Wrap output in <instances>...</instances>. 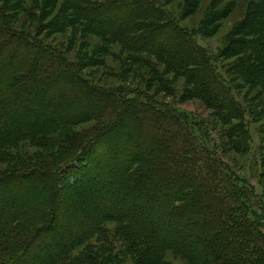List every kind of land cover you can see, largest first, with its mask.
<instances>
[{"label": "trees", "instance_id": "16d2710c", "mask_svg": "<svg viewBox=\"0 0 264 264\" xmlns=\"http://www.w3.org/2000/svg\"><path fill=\"white\" fill-rule=\"evenodd\" d=\"M25 1L41 3L0 0V157L21 150L13 165H0V264H120L125 254L133 264H157L166 249L188 264H264L251 187L222 162L206 125L141 87H104L77 71L49 42L17 29ZM43 5L56 15L68 8L135 62L155 68V59L186 76L221 119L241 117L207 53L161 2ZM250 29H237L226 52L253 83L254 68L264 80V26ZM91 121L90 130L77 129ZM134 121L144 129L135 144L109 140ZM89 173L103 186L85 185Z\"/></svg>", "mask_w": 264, "mask_h": 264}, {"label": "rangeland", "instance_id": "374dc122", "mask_svg": "<svg viewBox=\"0 0 264 264\" xmlns=\"http://www.w3.org/2000/svg\"><path fill=\"white\" fill-rule=\"evenodd\" d=\"M157 1L161 2L164 9L177 16V20L188 30L196 45L207 53V58L211 59V63L217 68L216 71L225 80L223 84H226L230 93L227 96H231L235 108L237 105L240 106L238 108L240 118L221 119L219 112L210 106L211 103L193 90L196 85L186 76H179L173 72L175 70L155 59H153L156 62H153L155 68L143 61H133L132 54L121 48L119 44L105 42L106 37L92 32L86 20L76 16L71 18L73 12L66 7L58 9L56 15L51 12V7L43 5V0L33 8L29 1H25L28 8L27 11L21 12L22 16L17 21L21 25L17 29L30 35H37V38L49 42L64 54L65 60L77 67V71L87 74L99 85L118 87L127 83L130 86L141 87L151 93L163 106L168 105V108H173L206 125L215 152L222 162L227 163L235 175L251 187V193L254 195L251 199L255 205L254 212L258 226L264 233V80L260 78V72L257 73L259 70L254 68V73L250 74L256 73L257 79L253 83L248 82L245 77L247 72L243 73L242 70L244 68L235 66V62L240 58L228 57L226 52L237 29L244 24L248 23L250 30L255 33H258L256 29L264 26V0H197L191 10H186L185 7L189 0ZM221 8L225 10L221 11ZM215 13L219 16L211 19V15ZM60 18L64 21L59 20ZM77 81L75 79L73 83H78ZM78 95L79 98L83 96L79 93ZM75 103L83 104L80 100ZM135 123L136 121L134 124L125 122L126 126L123 127L126 130L121 128L117 131L118 139L109 136V140L116 141V145H123L131 140V143L135 144L138 139L137 134L141 136L144 130L142 126L137 129L132 126ZM93 125L94 122L91 121L77 125V129L88 131ZM131 135L132 138L128 140ZM63 136L60 134L58 137ZM106 143L104 145H107ZM104 145H100V148ZM25 149L30 153L48 150V148L27 145L22 148ZM15 151L21 150L14 149L10 156L0 157V165L3 167L13 165ZM98 155L101 156L100 153ZM97 167L100 170L105 167L106 176L113 174L107 165L98 164ZM104 181L101 176L97 177L89 173L88 179L83 182H86L85 185L88 182H100V186H103L101 182ZM151 255L152 253L148 256L150 259ZM119 260L120 264H133L132 259L126 254L119 257ZM156 263L188 264L184 257L169 249L164 251L161 259Z\"/></svg>", "mask_w": 264, "mask_h": 264}]
</instances>
